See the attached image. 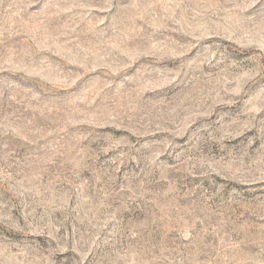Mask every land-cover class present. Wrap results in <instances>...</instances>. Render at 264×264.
Wrapping results in <instances>:
<instances>
[{"label":"rangeland","instance_id":"rangeland-1","mask_svg":"<svg viewBox=\"0 0 264 264\" xmlns=\"http://www.w3.org/2000/svg\"><path fill=\"white\" fill-rule=\"evenodd\" d=\"M0 264H264V0H0Z\"/></svg>","mask_w":264,"mask_h":264}]
</instances>
